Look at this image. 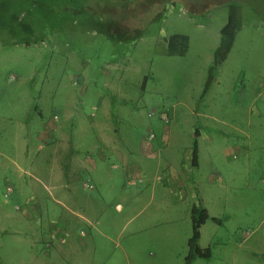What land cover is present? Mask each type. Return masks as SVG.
I'll return each mask as SVG.
<instances>
[{
    "label": "rangeland",
    "instance_id": "1",
    "mask_svg": "<svg viewBox=\"0 0 264 264\" xmlns=\"http://www.w3.org/2000/svg\"><path fill=\"white\" fill-rule=\"evenodd\" d=\"M70 1L0 0V264H184L193 207L216 219L194 264H264V9L154 0L127 32ZM23 2L35 33L13 21ZM232 4L242 31L203 94ZM96 124L119 154L79 129Z\"/></svg>",
    "mask_w": 264,
    "mask_h": 264
},
{
    "label": "trees",
    "instance_id": "2",
    "mask_svg": "<svg viewBox=\"0 0 264 264\" xmlns=\"http://www.w3.org/2000/svg\"><path fill=\"white\" fill-rule=\"evenodd\" d=\"M256 1V0H255ZM108 4V6H106ZM154 0H73L69 3V11L76 17H93L96 12H106L114 22L118 23L119 29L132 32L140 27L144 20L155 16L154 13ZM194 0L190 3V7L193 10ZM196 5V4H195ZM21 11L13 17V21L21 32L31 30L30 33H35L33 30V24L35 25L37 20L41 19L36 15H31L32 6L23 2L21 4ZM204 8L206 7L203 6ZM241 6L239 4H232L229 7V14L226 18L225 25L220 30L219 45L213 53V61L208 74L207 80L203 86V94H206L209 88L210 81L213 79V71H216L226 61L230 50H232L235 38L239 32L238 18ZM250 7L255 9V5L251 4ZM21 16H20V15ZM19 15V16H18ZM41 22V21H40ZM43 25H41L40 30ZM21 43L28 44L27 41ZM165 52L168 56L183 57L186 55L189 47V40L184 35H172L165 39ZM195 135H198L195 132ZM197 154L194 145L191 166H197ZM93 188V187H91ZM215 222V218H211L205 209H198L193 207L190 211L191 221V235L187 241V251L184 257V264H194L197 259V251L200 240V228L207 221Z\"/></svg>",
    "mask_w": 264,
    "mask_h": 264
},
{
    "label": "crops",
    "instance_id": "3",
    "mask_svg": "<svg viewBox=\"0 0 264 264\" xmlns=\"http://www.w3.org/2000/svg\"><path fill=\"white\" fill-rule=\"evenodd\" d=\"M255 7H256V10H262V9H264V0H256V5H255ZM258 17V16H257ZM258 21H256L255 22V24H254V30L256 31V32H258V33H260V34H263L264 35V15L263 16H260V17H258ZM222 29V28H221ZM242 31V26L240 27V31L238 32V33H240ZM235 42V41H234ZM233 46H234V44H233ZM233 48V47H232ZM232 50H230V52H231ZM261 85H263V84H261ZM263 89L262 90H257V91H255L254 93H255V97H262V94H263ZM103 110H104V112H107L106 111V109H105V107L103 108ZM80 129V131H82L81 133H85V132H93L94 134H97L98 136H96V139L97 140H99V142L103 145V144H105V150L106 151H109V152H116L117 154H119L120 153V151H116V149H115V145H114V143L113 142H111V143H109L110 141H112V139L109 137V134H110V132L112 133L113 131H114V128H111V126H108L107 125V127H106V129H103V128H101V126H99L98 124H96V125H88V127L87 128H79ZM113 130V131H112ZM42 144H44V145H46V143L45 142H43V143H41V144H39L38 145V149L40 150V149H42L44 146L42 145ZM50 145H52V144H50ZM49 145V146H50ZM101 152H99V154H100ZM74 155V153H72V157H71V159H70V162H74L76 159V156H73ZM100 158L102 159V161H106L107 162V158L105 159V158H102V156H101V154H100ZM71 160H73V161H71ZM77 160H79V163L80 164H78V166H79V168H80V172L85 168V160H82V159H77ZM67 174V173H66ZM59 174H56V176H58ZM61 177V176H60ZM74 180L76 181V182H78L80 179H81V175H80V173H77L76 171H75V175H74ZM186 180H184V179H182V181H179L180 183L178 184V186L180 185V189H183L184 187H186L185 186V184L184 183H186L187 184V181L185 182ZM67 183H69V181L67 182ZM64 186V185H63ZM98 189H100V186H99V184H98V186L97 185H95ZM70 187L69 186H66V189H69ZM203 209H205V208H203ZM206 210V209H205ZM203 227V226H202ZM201 227V228H202ZM201 228H200V240H201ZM200 240H199V247H198V251L200 250L201 251V249L202 248H200ZM197 251V252H198ZM252 256H250V255H247V258H251ZM252 258H254V257H252ZM198 259H200V254H199V252L197 253V259L195 260V262H197V260ZM256 259V258H255ZM261 259V258H260ZM252 261H254V263L253 264H256V261L257 262H260L259 264H261L262 262L260 261V260H252ZM194 262V263H195Z\"/></svg>",
    "mask_w": 264,
    "mask_h": 264
},
{
    "label": "built area",
    "instance_id": "4",
    "mask_svg": "<svg viewBox=\"0 0 264 264\" xmlns=\"http://www.w3.org/2000/svg\"><path fill=\"white\" fill-rule=\"evenodd\" d=\"M7 191L10 192L11 191L10 188H7Z\"/></svg>",
    "mask_w": 264,
    "mask_h": 264
}]
</instances>
